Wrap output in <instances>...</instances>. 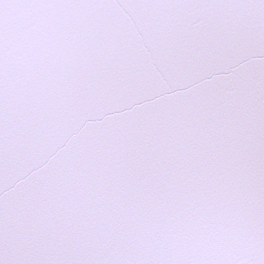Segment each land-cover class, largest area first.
Instances as JSON below:
<instances>
[{"label":"snow or ice","instance_id":"snow-or-ice-1","mask_svg":"<svg viewBox=\"0 0 264 264\" xmlns=\"http://www.w3.org/2000/svg\"><path fill=\"white\" fill-rule=\"evenodd\" d=\"M0 264H264V0H0Z\"/></svg>","mask_w":264,"mask_h":264}]
</instances>
